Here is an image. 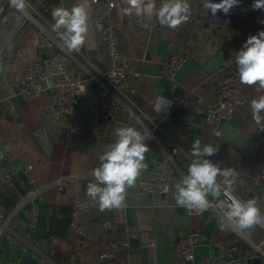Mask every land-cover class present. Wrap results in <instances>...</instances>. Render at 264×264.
I'll use <instances>...</instances> for the list:
<instances>
[{
    "label": "crops",
    "instance_id": "crops-1",
    "mask_svg": "<svg viewBox=\"0 0 264 264\" xmlns=\"http://www.w3.org/2000/svg\"><path fill=\"white\" fill-rule=\"evenodd\" d=\"M34 1L27 0V10L29 3ZM82 2L84 0H48L44 11L52 17L55 7L70 10ZM86 2L89 19L85 43L79 51L68 52L74 77L97 74L108 65V58L102 53L106 50L97 46L93 24V18L107 9V1ZM189 2L191 15L187 22L173 29L161 26L157 21L155 30L149 34L136 23L139 17L134 13L123 14L122 9L127 7L123 0H116L111 19L119 49L129 57L139 77L129 84L134 91L130 92V99L123 98L124 109L117 120L104 127L99 136L89 135L74 150L66 148L63 142L65 120L51 125L46 122L45 110L53 97L51 91L34 100L13 101L14 81L23 74L24 66L33 59L43 58L38 44L40 37L59 39L48 24L54 23L45 14L47 21L36 16L20 26L4 53L8 57L6 64L0 62V164L14 181V189L9 191L0 183V212L9 213L29 190H44L33 202L38 208L36 222L31 224L25 210L20 209L12 217L9 229L0 236V264L14 260H19L20 264H206L212 258L224 255L239 256L245 264H264V239L253 240V244L244 239L252 246L251 253L246 254L237 248L235 233L222 224L213 210L200 216H189L185 207L177 205L174 195L167 197L162 205H153L140 187L141 180L151 174L157 161L177 144L180 152L175 158V192V184L188 172L193 159L192 144L197 138L202 144H211L218 149L215 155L206 159L219 166L227 162L238 164L245 177V190L257 185L252 181V172L264 166L261 164L264 160V128L256 125L251 110V101L264 95L258 83L243 84L247 101L222 124L220 137L213 136L212 126L203 119V108L216 96L217 75L223 70L231 71L235 67V55L247 38L264 30V10H253V0H239L238 6L232 8L231 22L216 29L207 22L208 10L203 7V0ZM7 3L9 0H0V11L3 10L0 28L11 13H17L12 32L20 23L22 12ZM161 3L162 0H156L157 8ZM8 6L12 10L6 11ZM175 48L185 60L172 81L162 73V67ZM11 103L17 108L14 114L10 112ZM158 105H162L160 111ZM10 114L19 117L21 122L10 120ZM261 116L264 118V113ZM138 117H142V123ZM156 122L159 125L154 129L155 137L146 139L149 147L145 154L147 168L132 186L126 188L124 206L101 211L98 203L91 199V210L81 217L87 234L79 246L71 226L65 236L48 237L52 216L71 218L73 203L77 197L85 195L87 186V180L75 177L92 173L99 167V156L117 139L115 129L131 126L143 133L145 127L153 128ZM39 135L50 142V153L41 148L36 139ZM59 180H63L62 188L58 185ZM240 195L245 199L252 198L248 193ZM257 207L263 214L264 208ZM107 220L112 225L110 229L104 227ZM192 230L199 233L195 258H181L175 252V243ZM254 244L260 245L262 252ZM102 253L109 258L100 259ZM256 258L261 261H253Z\"/></svg>",
    "mask_w": 264,
    "mask_h": 264
},
{
    "label": "built area",
    "instance_id": "built-area-1",
    "mask_svg": "<svg viewBox=\"0 0 264 264\" xmlns=\"http://www.w3.org/2000/svg\"><path fill=\"white\" fill-rule=\"evenodd\" d=\"M48 0H35L29 3L30 8L21 13L20 23L9 34V36L0 45V62L6 52L9 42L16 35L20 26L29 20L37 17L47 21L44 16V9ZM98 1V0H94ZM107 9L93 18V24L96 30V43L99 48L104 44L106 46L108 65L104 70H99L97 74L92 73L85 77H74L71 72L68 52L61 46L59 39H46V46L49 50V56L46 58H36L29 61L23 69V74L15 79V94L13 101L20 97L22 100L30 101L39 98L46 91L53 93L52 100L45 110V118L48 125L59 120H65L66 134L64 145L70 150L76 149L87 137L99 136L102 129L117 120L119 113L124 109L123 98L130 99V88L133 78L139 77L129 60V57L123 54L119 49V41L115 35L114 24L111 19V10L116 5V0H106ZM213 3H219L220 0H211ZM233 12L225 15L218 12L215 16L210 11L207 13V22L212 28H223L232 20ZM136 23L149 34L152 33L157 25V20L137 18ZM52 28V24L48 22ZM185 57L183 54L171 51L163 62L162 73L170 80L176 79V74ZM247 101L243 84L240 81L239 72L235 62V67L228 73L217 76L216 96L212 102H209L203 108L204 121L212 126L214 137H220L222 134V124L229 121L236 111ZM10 112L16 113L17 108L14 104L10 105ZM140 123L142 117H138ZM153 128L145 127L144 134L148 138L155 137L154 129L159 125L155 123ZM46 133V130H44ZM180 152V147L175 144L171 151H168L161 157L151 172V174L141 180V189L149 195L153 205L164 204L167 197L174 195L173 185L176 180V155ZM221 168L234 169L232 184L222 185L221 196L209 199L210 206L206 210L188 209L185 207L189 216H200L207 210L216 212L222 224L231 229L236 237L247 240L246 230L242 231L224 216L225 207L230 204L232 199H238L246 202L249 199L243 198L236 193V186L240 181L243 171L238 164L227 162L220 165ZM75 178L95 182L91 173L82 174ZM223 178L218 177V182L222 183ZM253 183L259 185L260 191L251 199H255L258 206L264 208V166L260 167L252 176ZM63 180L58 181L62 188ZM0 183L6 190L14 189V181L11 175L6 171L3 164H0ZM87 188V186H86ZM44 188H34L23 194L9 213L0 212V236L9 229V223L16 212L20 209L25 213L31 224L37 219V205L35 198L42 193ZM223 201L224 204H221ZM92 208L91 197L85 193L75 199L71 208L70 226L77 238L78 246L83 242L87 229L81 217L87 214ZM264 214V210H263ZM260 226V225H259ZM104 227L110 229L111 223L107 220ZM264 227V226H261ZM198 231L192 230L188 234L181 236L175 243V252L181 258L193 260L198 244ZM255 248L262 252L260 245ZM109 258L106 253L100 255V259ZM8 264H20L19 260H14ZM206 264H245L239 256L224 255L209 260Z\"/></svg>",
    "mask_w": 264,
    "mask_h": 264
},
{
    "label": "clouds",
    "instance_id": "clouds-1",
    "mask_svg": "<svg viewBox=\"0 0 264 264\" xmlns=\"http://www.w3.org/2000/svg\"><path fill=\"white\" fill-rule=\"evenodd\" d=\"M127 5L122 9L124 15L133 13L139 17L149 19L155 17L161 26L177 28L189 20L191 7L189 0H162L159 8L156 0H123ZM239 0H220L213 3L203 0V7L215 16L218 12L229 14ZM9 5L18 12L27 8V0H9ZM253 10H264V0H254ZM88 5L86 0L73 5L69 10L63 6L52 10L55 23L53 31L57 32L61 46L67 52L79 51L85 43L88 29ZM235 62L242 84L252 86L258 83L259 89L264 90V30L247 38L243 48L236 53ZM162 105L157 108L160 111ZM252 118L256 125L264 128V95L251 101ZM117 139L99 156L100 165L93 169L92 176L96 182H90L86 188V195L98 203L101 211L105 209H121L124 206L126 188L132 186L142 170L147 168L145 154L149 151L146 137L141 131L131 126L117 127ZM217 147L202 144L195 139L191 149V164L188 172L175 184L174 198L177 205L188 209L206 210L210 206L208 199L221 196L222 185L230 186L234 169L221 168L205 157L217 153ZM222 177V183L218 182ZM224 204L223 201H220ZM224 216L242 231L252 229L257 225L264 226V214L257 207L255 199L241 202L233 198L227 204Z\"/></svg>",
    "mask_w": 264,
    "mask_h": 264
},
{
    "label": "water",
    "instance_id": "water-1",
    "mask_svg": "<svg viewBox=\"0 0 264 264\" xmlns=\"http://www.w3.org/2000/svg\"><path fill=\"white\" fill-rule=\"evenodd\" d=\"M254 1V0H253ZM9 3H7L8 5ZM2 11H0V15L2 14ZM17 22V13H11L3 22L2 27L0 28V45L1 43L4 42V40L9 36L14 24ZM39 46H40V53L42 55L43 58H46L49 56V52H48V48L46 46V40L43 39V37H40L39 40ZM47 52V54L45 53ZM7 55H3L1 58V63L2 65L6 64L7 61ZM2 65L0 66V71H2ZM17 99L22 100L20 97H18ZM9 119L12 121H17V122H21L19 117H15L13 114L9 115ZM37 141L39 142L40 146L42 149L46 150L47 153H50L51 151V146H50V142L48 140H46V138L43 135H39L37 136ZM244 180L245 177L244 175L241 176L239 183L236 186V193L238 194H243V193H248V195L250 197H254L256 195V193L258 192L259 186L255 185L251 190H245L244 188ZM253 261L255 262H260L261 259L260 258H256ZM249 262L251 263L252 260H249Z\"/></svg>",
    "mask_w": 264,
    "mask_h": 264
},
{
    "label": "trees",
    "instance_id": "trees-1",
    "mask_svg": "<svg viewBox=\"0 0 264 264\" xmlns=\"http://www.w3.org/2000/svg\"><path fill=\"white\" fill-rule=\"evenodd\" d=\"M7 10H12V8L8 6L6 11ZM44 14L51 22L55 23V21L50 16V14H49V12L47 10L44 11ZM174 47H176V46H174ZM101 49H105L106 50L105 44L101 47ZM6 51H7V49H6ZM171 51H175L176 52L178 50H176V48H175V49H173ZM102 53L104 54V56L107 57V52H102ZM228 72H230V71L223 70L217 76H221V75H223L225 73H228ZM261 164H264V160H261ZM259 168L260 167H258L256 170H254L252 172V174H254ZM70 221H71V218H59V217H56V216H52L51 223H50V226H49V229H48L46 235L48 237H52V236H55V235L65 236L66 232H67V229L70 226ZM246 231H249V233H251V237H253V240L256 241V242H260V241H262L264 239V232L261 230V227L259 225L255 226L252 229H248ZM235 238H234V240L236 242L237 248L245 251L246 254H250L251 251H252V246L247 241H245L242 238H238V237H235ZM263 246H264V244H263Z\"/></svg>",
    "mask_w": 264,
    "mask_h": 264
},
{
    "label": "rangeland",
    "instance_id": "rangeland-1",
    "mask_svg": "<svg viewBox=\"0 0 264 264\" xmlns=\"http://www.w3.org/2000/svg\"><path fill=\"white\" fill-rule=\"evenodd\" d=\"M261 227V226H260ZM261 230L264 232V227H261ZM248 233H247V240L251 243V244H253V237H251V233H249V231H247ZM249 238L251 239V240H249ZM255 242V241H254Z\"/></svg>",
    "mask_w": 264,
    "mask_h": 264
}]
</instances>
